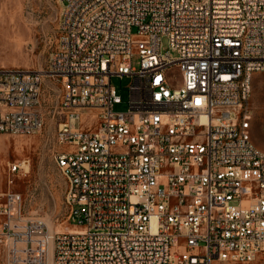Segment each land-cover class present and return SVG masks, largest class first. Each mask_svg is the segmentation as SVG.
Masks as SVG:
<instances>
[{
    "label": "built area",
    "instance_id": "built-area-1",
    "mask_svg": "<svg viewBox=\"0 0 264 264\" xmlns=\"http://www.w3.org/2000/svg\"><path fill=\"white\" fill-rule=\"evenodd\" d=\"M61 3L47 68L0 66V133L42 131L49 78L54 161L68 220L81 229L51 232L26 217L11 186L31 159L10 162L0 191L8 264L264 258V149L248 103L264 71V0ZM113 76L132 78L126 111L115 110Z\"/></svg>",
    "mask_w": 264,
    "mask_h": 264
},
{
    "label": "rangeland",
    "instance_id": "rangeland-1",
    "mask_svg": "<svg viewBox=\"0 0 264 264\" xmlns=\"http://www.w3.org/2000/svg\"><path fill=\"white\" fill-rule=\"evenodd\" d=\"M62 7L61 0H0V66L47 68L57 45ZM133 32H137L136 27H133ZM168 48V40L164 37L163 49L165 51ZM138 60V55H135V67H138ZM131 82L132 78L128 76L112 77V84L122 97V102L115 105L116 111L129 108ZM51 87L52 82L46 78L43 87L46 123L40 133L22 136L0 133L1 137H6L4 145L0 139V191L8 189V164L29 157L30 171L15 178L11 188L22 195V210L26 217L41 219L51 232H57L68 229L71 223L65 207L66 180L53 156L57 124L52 116L56 96ZM248 103L253 115L252 139L264 149V132L260 127L264 115V71L253 74ZM21 143H24V147H21ZM0 264H8V249L2 243ZM246 264H264V258Z\"/></svg>",
    "mask_w": 264,
    "mask_h": 264
},
{
    "label": "bare ground",
    "instance_id": "bare-ground-1",
    "mask_svg": "<svg viewBox=\"0 0 264 264\" xmlns=\"http://www.w3.org/2000/svg\"><path fill=\"white\" fill-rule=\"evenodd\" d=\"M18 39V38H17ZM18 136H22V135H18ZM0 139L2 140V144L4 145V141L6 140V137H1L0 136ZM21 147H24V143H21ZM81 228L80 227H76V226H69L68 229L66 230H70V231H76V230H80ZM63 231V230H62Z\"/></svg>",
    "mask_w": 264,
    "mask_h": 264
}]
</instances>
